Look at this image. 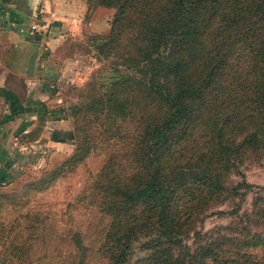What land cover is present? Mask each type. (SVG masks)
<instances>
[{
    "label": "trees",
    "instance_id": "16d2710c",
    "mask_svg": "<svg viewBox=\"0 0 264 264\" xmlns=\"http://www.w3.org/2000/svg\"><path fill=\"white\" fill-rule=\"evenodd\" d=\"M85 1L114 9L108 31L86 37L101 65L63 107L73 152L32 185L103 151L92 188L106 222L88 244L56 214L16 204L0 219V264H264L263 187L242 171L264 152V0ZM250 192L248 227L197 228L226 202L237 201L213 213L237 215Z\"/></svg>",
    "mask_w": 264,
    "mask_h": 264
},
{
    "label": "crops",
    "instance_id": "0c3cea01",
    "mask_svg": "<svg viewBox=\"0 0 264 264\" xmlns=\"http://www.w3.org/2000/svg\"><path fill=\"white\" fill-rule=\"evenodd\" d=\"M41 11L50 22L44 33L30 30ZM85 14L89 19L84 25L80 18ZM112 15L113 9L101 6L88 12L84 0H0V180L4 183H13L33 167L36 154H55L62 160L70 153L59 151L73 148L66 140L71 127L63 101L92 59L81 51L87 46L83 27L106 33ZM101 19L105 25L99 30ZM74 25H81V32Z\"/></svg>",
    "mask_w": 264,
    "mask_h": 264
},
{
    "label": "rangeland",
    "instance_id": "374dc122",
    "mask_svg": "<svg viewBox=\"0 0 264 264\" xmlns=\"http://www.w3.org/2000/svg\"><path fill=\"white\" fill-rule=\"evenodd\" d=\"M88 19L89 15L85 14V16H81L80 22L85 25ZM100 24L103 25L99 26V30L105 25V19H101ZM73 28H75V31L79 30L81 32V25H74ZM82 32L85 33L86 36L95 33L87 30L85 26ZM88 49L87 46H81L82 52L87 53ZM88 53L92 56V53ZM100 65L101 63L96 61L95 57L92 56L90 66L86 65L80 74L81 78L78 77L80 79L74 80L73 86L68 90L70 93L64 98V108H67L70 104L77 101L78 91L88 82L91 74L97 70ZM67 118L68 126L71 127V118ZM66 140L67 142H72L70 134ZM116 142V148H120V138H117ZM74 148L75 145L73 143V148H62V150H59L63 152V154L67 151L70 152L62 160H58L60 156L56 158L55 154H52V156H50V153L44 155L42 153L40 155L36 154L33 160L36 166H29L27 169L23 170L17 179L13 180V183L8 185L7 182H5V185H0V219H6L7 212L16 209L18 207L16 204H19L21 206L20 208H22L21 210H39L42 213L50 212L56 214L57 219L60 220L61 227L69 226L75 229H82L86 243L98 244L106 219L102 217L95 208V196L92 183L94 175L100 169L105 158V153L103 151L96 149L82 162L72 167H66L50 185H46V188H41L39 185L35 184L32 185L33 182L35 183L38 179L44 178L48 171L62 163L73 152ZM242 171L247 183L263 187L260 196H264V152L248 155L242 164ZM237 180H239L238 177L231 175L228 179V184L230 185ZM254 199H256L255 193H247L242 201L241 208L239 209L240 211L237 215L233 214L235 216L232 218L229 215H219L213 212L218 209L228 211L231 207H235L234 204H236L237 201H233V206H231V202L220 205L205 216L203 220L197 224V228L205 231L213 226L225 225L227 223V226L236 224L237 228H240L242 226L241 218L243 217H248V227L255 218V214L253 213L256 211V206L253 204ZM256 231L264 235V228L262 230L257 228ZM258 253L264 254V246L259 248ZM261 257L262 261H264V255ZM101 262L102 259L94 255L89 259L88 264H100Z\"/></svg>",
    "mask_w": 264,
    "mask_h": 264
},
{
    "label": "built area",
    "instance_id": "2783aa9c",
    "mask_svg": "<svg viewBox=\"0 0 264 264\" xmlns=\"http://www.w3.org/2000/svg\"><path fill=\"white\" fill-rule=\"evenodd\" d=\"M49 27H50V22L47 19L41 18L39 20H35L31 24L30 30L39 32V33H44L49 30ZM1 185H5V183L2 182Z\"/></svg>",
    "mask_w": 264,
    "mask_h": 264
}]
</instances>
